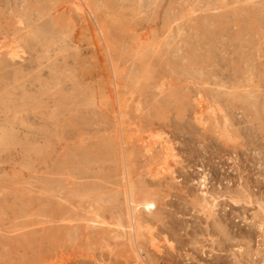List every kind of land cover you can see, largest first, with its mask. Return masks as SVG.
Listing matches in <instances>:
<instances>
[{
    "label": "rangeland",
    "instance_id": "1",
    "mask_svg": "<svg viewBox=\"0 0 264 264\" xmlns=\"http://www.w3.org/2000/svg\"><path fill=\"white\" fill-rule=\"evenodd\" d=\"M0 264H264V0H0Z\"/></svg>",
    "mask_w": 264,
    "mask_h": 264
},
{
    "label": "bare ground",
    "instance_id": "2",
    "mask_svg": "<svg viewBox=\"0 0 264 264\" xmlns=\"http://www.w3.org/2000/svg\"><path fill=\"white\" fill-rule=\"evenodd\" d=\"M74 6V5H73ZM58 83V82H57ZM258 104V103H257ZM120 113H122V112H120ZM116 141V140H115ZM162 148H164V147H162ZM167 148V147H166ZM167 149H169V148H167Z\"/></svg>",
    "mask_w": 264,
    "mask_h": 264
}]
</instances>
